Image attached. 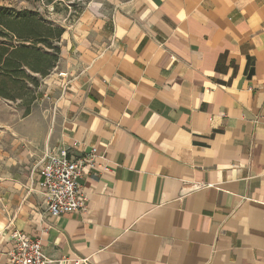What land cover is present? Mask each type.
Here are the masks:
<instances>
[{"label": "crops", "instance_id": "0c3cea01", "mask_svg": "<svg viewBox=\"0 0 264 264\" xmlns=\"http://www.w3.org/2000/svg\"><path fill=\"white\" fill-rule=\"evenodd\" d=\"M59 47L0 146V264L13 230L49 264H264V0L117 1ZM63 148L94 163L51 217L36 170Z\"/></svg>", "mask_w": 264, "mask_h": 264}, {"label": "trees", "instance_id": "16d2710c", "mask_svg": "<svg viewBox=\"0 0 264 264\" xmlns=\"http://www.w3.org/2000/svg\"><path fill=\"white\" fill-rule=\"evenodd\" d=\"M63 31L31 9L0 4V96L24 98L25 92L38 87L36 75L44 78L56 65L60 51L56 42ZM26 110L28 114L30 110Z\"/></svg>", "mask_w": 264, "mask_h": 264}, {"label": "built area", "instance_id": "2783aa9c", "mask_svg": "<svg viewBox=\"0 0 264 264\" xmlns=\"http://www.w3.org/2000/svg\"><path fill=\"white\" fill-rule=\"evenodd\" d=\"M94 148L77 158L67 155L68 149L58 151L47 149L37 167L36 184L45 197L47 213L51 217L63 213L77 212L86 208L85 196L78 178L85 168L94 163ZM201 186L194 185L193 188ZM12 241L9 251V264H49L38 238L31 239L19 230L11 231ZM84 259L73 260L82 264Z\"/></svg>", "mask_w": 264, "mask_h": 264}, {"label": "rangeland", "instance_id": "374dc122", "mask_svg": "<svg viewBox=\"0 0 264 264\" xmlns=\"http://www.w3.org/2000/svg\"><path fill=\"white\" fill-rule=\"evenodd\" d=\"M121 2L125 0H0V4H12L18 8H28L35 11L41 19L53 24L54 26H60L65 30L70 29L73 23L83 14H94L96 12L108 11L113 7L115 2ZM61 37L56 42L59 47ZM60 51L57 56L56 65L59 61ZM56 65L46 75H54L56 72ZM26 73L31 76L35 73L26 70ZM38 87L34 88L32 92L24 93V98H16L10 100L0 96V146L9 147L10 138L9 134L12 133L16 126L22 128V122L26 116L31 113L32 109H40L41 101L39 100V88L43 83L44 78H40ZM45 77V76H44ZM28 103V104H27ZM28 108L29 113L26 114ZM16 124L13 126V124ZM1 170V169H0ZM30 171L32 170L29 169ZM2 178V172L0 171V180Z\"/></svg>", "mask_w": 264, "mask_h": 264}]
</instances>
